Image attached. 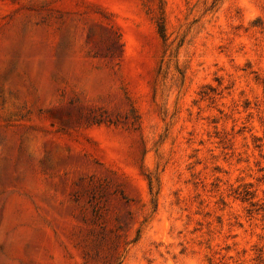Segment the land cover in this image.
Wrapping results in <instances>:
<instances>
[{
    "label": "rangeland",
    "instance_id": "obj_1",
    "mask_svg": "<svg viewBox=\"0 0 264 264\" xmlns=\"http://www.w3.org/2000/svg\"><path fill=\"white\" fill-rule=\"evenodd\" d=\"M0 264H264V0H0Z\"/></svg>",
    "mask_w": 264,
    "mask_h": 264
},
{
    "label": "trees",
    "instance_id": "obj_2",
    "mask_svg": "<svg viewBox=\"0 0 264 264\" xmlns=\"http://www.w3.org/2000/svg\"><path fill=\"white\" fill-rule=\"evenodd\" d=\"M248 195H249V192H244V193L242 194V198H243V199H248V198H249Z\"/></svg>",
    "mask_w": 264,
    "mask_h": 264
}]
</instances>
